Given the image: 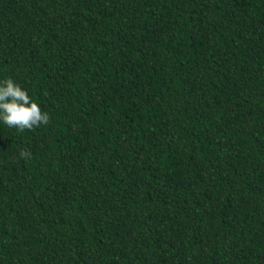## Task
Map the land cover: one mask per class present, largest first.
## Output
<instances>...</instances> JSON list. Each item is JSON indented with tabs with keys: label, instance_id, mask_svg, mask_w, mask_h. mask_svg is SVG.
I'll use <instances>...</instances> for the list:
<instances>
[{
	"label": "trees",
	"instance_id": "trees-1",
	"mask_svg": "<svg viewBox=\"0 0 264 264\" xmlns=\"http://www.w3.org/2000/svg\"><path fill=\"white\" fill-rule=\"evenodd\" d=\"M6 78L0 264H264V0H0Z\"/></svg>",
	"mask_w": 264,
	"mask_h": 264
},
{
	"label": "clouds",
	"instance_id": "clouds-1",
	"mask_svg": "<svg viewBox=\"0 0 264 264\" xmlns=\"http://www.w3.org/2000/svg\"><path fill=\"white\" fill-rule=\"evenodd\" d=\"M0 121L9 128L23 132L50 123V116L43 111L23 89L11 78L0 81ZM30 150H21L20 158H30Z\"/></svg>",
	"mask_w": 264,
	"mask_h": 264
}]
</instances>
